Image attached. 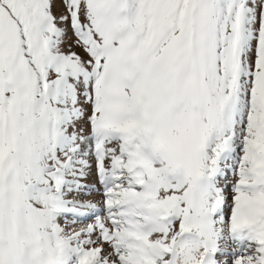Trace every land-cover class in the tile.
<instances>
[{
  "label": "snow or ice",
  "instance_id": "6c2138e0",
  "mask_svg": "<svg viewBox=\"0 0 264 264\" xmlns=\"http://www.w3.org/2000/svg\"><path fill=\"white\" fill-rule=\"evenodd\" d=\"M0 264H264V0H0Z\"/></svg>",
  "mask_w": 264,
  "mask_h": 264
}]
</instances>
